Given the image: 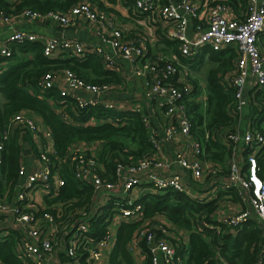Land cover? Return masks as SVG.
I'll return each mask as SVG.
<instances>
[{"label": "built area", "instance_id": "2783aa9c", "mask_svg": "<svg viewBox=\"0 0 264 264\" xmlns=\"http://www.w3.org/2000/svg\"><path fill=\"white\" fill-rule=\"evenodd\" d=\"M204 6L205 0H179L164 6L160 0H136L139 10L152 13L158 20L163 37L180 42V54L185 60H194L205 48L217 53L230 50L237 55L235 68L225 77V82L235 90V104L228 113L239 118V127L227 138L232 142L228 145L232 147L230 173L221 178L220 183L213 180L219 179L220 167L202 158V143L193 133V122L184 102L194 89L189 80L190 72L180 61L159 56L149 58L142 36L88 4H80L67 14L26 10L9 15L0 8V25L4 26H10L17 17L64 29L80 24L93 25L101 42L113 53L110 55L102 48H87L78 40H42L37 35L17 31L0 45V62L12 56L13 46L34 42L43 43L44 54L50 59L69 53L84 56L86 52H93L104 59L109 69L114 68L115 57L123 59L132 65L134 77L146 79L145 97L150 102L152 114L157 106L167 119L173 121L156 129L153 116L147 114L141 105L135 107L133 111L144 115L151 131L150 141L155 154L128 167L118 165L114 183L100 176L104 167L93 151L98 146L75 148L70 156L71 169L77 180L92 186L95 202L90 214L83 212L79 220L61 222L46 212L48 207L44 202L45 197L56 194L65 186L60 171L56 169L57 162L52 158L58 160L52 134L49 129H41L39 118L33 113L23 111L16 114L8 128L0 130V242L10 236L11 231L16 232V254L24 264H110L108 257L116 244L115 230L123 222L142 221L143 198L157 192L175 191L200 202L217 200L223 192L236 194L247 204L246 208L230 212L228 206H232L233 201V195H230L227 201H219L220 211L214 220L234 231L255 218L264 231V180L258 174L259 159L264 158V134L255 129L251 114L243 125L245 110H251L252 106L259 108L256 95L264 89V56L259 47L261 37L264 38V0H250L242 19L228 18L231 11L224 5L210 8L207 13H203ZM202 14L208 16L206 27H195L196 32L189 36L191 23L203 20ZM42 87L45 90L57 88L63 98L73 97L81 109L101 105L107 110L117 109L110 99L116 86L89 85L68 70L48 73L43 77ZM16 132H30L37 151L24 156L15 194L9 196L1 194L4 183L2 161L5 142ZM224 142L227 144L226 140ZM169 143L174 144L170 159L165 152ZM173 167L178 172L172 173ZM110 207L113 208L111 215ZM100 219L111 225L105 236L94 237L90 223ZM157 232L161 233L159 237ZM181 238L180 232L171 234L166 221L145 222L137 230L129 249L132 253L140 251L146 258L150 257V264H182L178 258ZM143 242L148 254L144 253Z\"/></svg>", "mask_w": 264, "mask_h": 264}, {"label": "trees", "instance_id": "16d2710c", "mask_svg": "<svg viewBox=\"0 0 264 264\" xmlns=\"http://www.w3.org/2000/svg\"><path fill=\"white\" fill-rule=\"evenodd\" d=\"M117 2L129 9L131 17L152 15L139 10L136 0H16L13 3L1 0L0 8L9 15H18L26 10L41 14L53 11L67 14L80 4H88L115 16L118 12L112 5ZM161 4L164 6L168 3ZM249 4L250 0H205L202 10L224 5L242 19L246 16ZM166 45L179 52L180 42H166ZM178 55L182 64L195 70L205 63L206 55L213 65L206 81L205 109L196 100L201 93L198 81H191L194 90L184 103L193 122V133L203 146L202 158L220 167L219 179L227 177L232 157V147L228 146L232 142L227 138L237 132L239 118H233L228 113L235 104V90L225 82V77L234 70L237 55L230 50L217 53L211 48H205L194 60H185L180 53ZM67 70L93 86H117L121 83L119 74L107 68L104 59L98 54L86 52L84 56H77L69 53L50 59L44 54L42 42L15 45L12 47V56L0 62V130H6L11 119L23 111L36 115L49 129L58 160L52 158L58 163L56 169L60 171L65 186L56 194L45 197L44 202L48 207L46 212L61 222L79 220L83 212L90 214L95 202L92 186L77 180L71 169L70 156L75 148L100 145L97 159L104 167L100 176L109 183L117 181L118 165L128 167L155 154L150 141L151 131L144 121V115L133 111L135 108L107 110L101 105L81 109L73 97L63 98L57 88L45 90L42 87L45 75ZM256 101L259 108L252 106L251 112H259L264 116V89L257 93ZM253 125L264 134L261 120H253ZM33 150L37 151L30 132H16L5 142L1 194H15L23 158ZM258 169L260 178L264 180V158L259 159ZM230 195H233L235 202H241L236 194L226 192L220 193L217 200L209 202L195 201L175 191L146 195L142 200L143 220L120 224L110 263L135 264L129 245L137 230L145 222L158 223L157 218L161 217L188 236L178 248V258L182 264H222L221 261L226 264H264V231L259 228L255 218L234 231L214 220L220 211L219 201H227ZM110 208L109 215L113 210ZM90 225L91 232L97 237L105 236L111 224L100 219L98 222L92 220ZM11 232L0 242V264H24L16 254L18 236L16 232ZM160 235L157 232V236ZM142 247L144 253L148 254L144 242ZM150 263L149 257L146 264Z\"/></svg>", "mask_w": 264, "mask_h": 264}, {"label": "crops", "instance_id": "0c3cea01", "mask_svg": "<svg viewBox=\"0 0 264 264\" xmlns=\"http://www.w3.org/2000/svg\"><path fill=\"white\" fill-rule=\"evenodd\" d=\"M9 1L13 3L16 0H9ZM160 1L163 4H167L170 2L177 3L179 0H160ZM112 7L118 12V14L110 17L116 19L121 24L122 27L128 29H134V33L139 36H142V38L146 41L148 51L150 52L149 58L156 59V57L158 56L166 57L165 54H170L168 56L169 59H172L174 61H181L178 55V53H180L179 48H178L179 52L177 53L176 50L173 49L171 46L166 45V42H173V41L165 37L164 38L162 37L163 29L153 14L142 15L137 17L135 16L134 18L130 16L128 12L129 9L124 8L120 3L117 2V4H113ZM203 13H207L206 10H203ZM202 15H203V20L197 21L195 23L194 22L191 23L188 30L189 36L194 35V33L196 32L195 27L200 25L206 27L208 16L206 17V14H202ZM228 18L239 19L240 17H238L237 14L231 11L228 14ZM17 31H24L30 34L37 35L39 39L42 40L53 39V38L63 39V40H78L84 43L87 48H91V49L102 48L106 53L110 55L113 54L111 48L108 45H105L101 42L99 36L96 34V28L93 25L80 24L76 27L64 29L57 25L49 24L47 22L46 23L29 22L28 20H25L22 17H17L14 19V22L10 26L0 25V45L4 44L6 40L14 32ZM164 39H166V42L164 41ZM114 61H115V66L114 68H110V69L116 71L119 74V77L121 78V83L116 86V89L113 92V96H111L110 98L116 105V108H119L121 110L134 109L137 105H141L147 114L153 116L152 122L156 129H159L164 123L166 125L172 124L173 121L167 119L164 115V112L160 110L159 107L156 106L154 108L155 113L154 115L152 114L150 109V102L145 97L146 82H147L146 79L134 77L132 65L129 62H126L123 59L117 57H115ZM190 78L191 77H189V80ZM206 85L205 84L199 85L201 87V93H200L201 95H199V97L197 98L200 101L202 100L204 104H206L207 102ZM202 93H204V96ZM39 122L41 129L43 131L48 129L40 118H39ZM49 146L50 149L53 148L51 143H49ZM173 148H174L173 143L166 144L165 152H166V156L169 159L172 157ZM176 172H178V170L175 167H173L172 173H176ZM213 180L218 181L219 183L222 181L221 179L216 180V178H214ZM232 200H233L231 202L232 206H228V208L231 210L230 212H234V211L240 212L241 210H244L246 208L247 204L245 205L242 199L241 202H235L233 198ZM157 219L158 221H163L162 219H160V217ZM166 223L170 228L172 227L173 229L175 228V226H171L169 222L166 221ZM177 232H181V230L177 229ZM186 238H188V236L185 237V239ZM116 240H117V235H116ZM110 255L108 257L109 263L111 260ZM133 258L135 260V264H146L147 262V258L140 251L133 253Z\"/></svg>", "mask_w": 264, "mask_h": 264}, {"label": "rangeland", "instance_id": "374dc122", "mask_svg": "<svg viewBox=\"0 0 264 264\" xmlns=\"http://www.w3.org/2000/svg\"><path fill=\"white\" fill-rule=\"evenodd\" d=\"M260 49H261V51H262V53H263V56H264V38H263V36L261 37V40H260ZM204 51V50H203ZM172 52V51H171ZM170 54H165V58H167L168 56H169ZM200 58V57H199ZM198 58V59H199ZM168 59H169V57H168ZM172 60V59H171ZM200 60V59H199ZM211 67H213V65L209 62V57H208V55H206V57H205V63L199 68V70H195V69H192L190 66H185V65H183V68H185L188 72H190L189 74H191V78H190V81H198L199 82V85H202V84H205L206 85V81H207V77H208V71H209V69L211 68ZM234 68H235V64H234ZM203 94V96H204V93H202ZM206 94V93H205ZM201 95V94H200ZM207 96V95H206ZM196 100H197V98H196ZM199 100V99H198ZM200 101V100H199ZM207 101V100H206ZM200 103H202L203 104V109H205V104H204V102L201 100L200 101ZM250 114H251V116H252V118H253V120L255 121L257 118L259 119V120H261L262 121V129H263V131H264V116L262 115V114H260L259 112H251V110H250V108H247L246 110H245V113L243 114V125H245L248 121H249V119H250ZM96 146H98V147H95L94 149H93V151L94 152H96V154H97V152L98 151H100V149H101V147H100V145H96ZM145 198V197H144ZM229 200H230V198H229ZM224 207V206H223ZM160 219H162L161 217H160ZM147 224H148V222H146ZM118 229L119 228H117L116 230H115V234L117 235L118 234ZM170 230H171V234H174V233H178L177 232V229L176 228H174L173 229V227L172 228H170ZM180 236L182 237L181 238V241H182V239L184 240L185 239V237H186V233L184 232V231H181L180 232ZM179 239V238H178Z\"/></svg>", "mask_w": 264, "mask_h": 264}]
</instances>
